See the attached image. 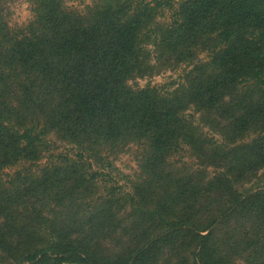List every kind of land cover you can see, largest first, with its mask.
I'll return each mask as SVG.
<instances>
[{
    "label": "trees",
    "instance_id": "obj_1",
    "mask_svg": "<svg viewBox=\"0 0 264 264\" xmlns=\"http://www.w3.org/2000/svg\"><path fill=\"white\" fill-rule=\"evenodd\" d=\"M140 1L82 13L64 0H34L32 20L12 29L0 0V168L35 151L42 120L43 134L57 130L89 151L146 143L152 176L137 192L157 208L134 206V196L131 203L159 230L135 229L130 249L104 256L93 245L116 221L110 207L92 217L88 229L53 230L56 237L45 246L20 248L32 239L31 229L21 219L10 225L9 211L30 191L7 189L0 192V248L19 264H161L165 248L176 253L173 264H238V258L264 264V184L246 193L234 187L264 170V0H184L179 19L166 27L153 19L171 0ZM197 48L211 59L195 61ZM152 58L191 60L187 84L168 96L133 87L130 81L157 72ZM8 99H19L20 107L13 111ZM192 106L215 115L221 126L228 145L204 152L222 171L205 180L200 171L167 177L157 169L173 150L184 143L212 146L188 122L185 111ZM37 115L42 118L25 124V117ZM247 137L253 138L241 142ZM66 172L58 168L51 183L42 184L63 193Z\"/></svg>",
    "mask_w": 264,
    "mask_h": 264
},
{
    "label": "rangeland",
    "instance_id": "obj_2",
    "mask_svg": "<svg viewBox=\"0 0 264 264\" xmlns=\"http://www.w3.org/2000/svg\"><path fill=\"white\" fill-rule=\"evenodd\" d=\"M130 0H64L65 5L73 10L85 13L88 7L117 5ZM136 3L140 0H134ZM146 3L153 0H143ZM184 0H171V6H163L158 8L155 13L153 23L161 26H169L179 19V8ZM142 2V1H140ZM5 7L6 19L12 29H18L26 26L33 18L34 0H2ZM153 3H155L153 1ZM143 4V2L141 3ZM147 49L152 52V57L159 52L152 41L146 40ZM195 50V61H208L211 55L207 51ZM175 57V56H174ZM153 65H157L156 73L150 76H144L130 81L135 88H155L161 95L168 96L180 86L187 84V74L190 72L194 63L191 60H177L173 58L160 61L155 58L151 59ZM9 100V99H8ZM13 103V111L19 108V99H10ZM187 120L196 126L198 133L201 134L200 139L208 140L194 148L191 144L184 143L178 149L173 150L163 163V168L157 170L162 175L169 177L170 173L182 177L200 171L202 178H212L220 173L222 167L218 165H209L207 152L213 146L215 148L222 145H228L222 133L221 126L215 122L216 116L209 117L207 114L195 109L194 106L189 107L185 111ZM32 116V115H31ZM25 117V124L31 125V121L41 119L39 115L35 117ZM13 122L15 118H12ZM15 123V122H14ZM44 120L38 125L36 134H39L40 140L36 143L35 151L26 153L17 162L0 168V192L7 189H28L24 198L16 201L12 209L13 223L16 219L27 224L31 229L32 239L22 240L20 248L31 244L33 246H45L49 239L56 237L53 230L70 228L74 233L82 228H89V220L99 211L106 212L112 207L117 212L116 221L109 223L110 227H103L98 233L94 245L104 256H115L133 246L132 231L135 229H151L159 230L157 224L145 222L133 209L131 197L134 196V206L141 209H156L155 203L152 201L141 202L138 189L146 186L145 183L152 176L150 174L149 165L146 158L148 156L149 145L142 142H132L124 145L122 142L118 146H101L92 150H85L83 147L70 142L64 138V134L57 131H47L43 134ZM21 129H24L21 128ZM24 131V130H22ZM253 137H247L241 142H249ZM205 151V152H204ZM213 152V151H211ZM205 153V154H204ZM58 168L67 169L64 177L67 186H64L63 193L53 191V188L42 184L51 183V178L55 177ZM264 170L258 172V175L251 181L244 184L235 183L234 187L239 192L246 193L255 191L259 186L264 184ZM92 174H96L95 180L89 181ZM87 181L80 187V182ZM89 182V183H88ZM76 190L74 193L69 188ZM143 188V187H142ZM144 190V189H143ZM159 193L162 189H158ZM66 191V193H65ZM157 195V194H155ZM40 215L36 222H32V217ZM31 216L30 219L26 218ZM4 216L0 217L1 223ZM17 220V221H18ZM73 233V234H74ZM78 234H74L76 237ZM173 249L165 248L164 256L161 264H173L178 258ZM185 256L190 254L185 253ZM238 264H248L246 258L237 259ZM0 264H19L11 255L6 254L0 248Z\"/></svg>",
    "mask_w": 264,
    "mask_h": 264
}]
</instances>
